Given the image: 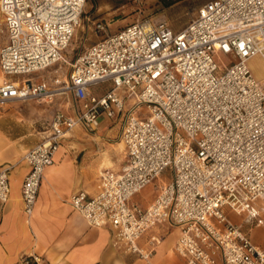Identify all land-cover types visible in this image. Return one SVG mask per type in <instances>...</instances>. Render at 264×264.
Instances as JSON below:
<instances>
[{
    "label": "built area",
    "instance_id": "obj_1",
    "mask_svg": "<svg viewBox=\"0 0 264 264\" xmlns=\"http://www.w3.org/2000/svg\"><path fill=\"white\" fill-rule=\"evenodd\" d=\"M86 3L0 0L3 75L29 76L70 65L57 86L28 78L4 80L0 106L14 100L50 103L69 94L76 108L74 117L56 113L46 139L24 155L26 215L33 213L44 170L65 129L81 123L94 131L100 114L118 115L126 165L120 173H105L94 197L74 192L71 206L90 225H109L115 243L143 259L161 239L151 236L150 249L138 240L168 221L180 230L173 251L186 264H264V250L224 213L234 201L252 220L258 216L252 204L260 200L264 205V88L248 65L257 55L264 60V0H208L179 30L162 19L139 20L84 47L68 62L62 52ZM217 54L229 56L231 63L220 69ZM104 82L112 87L103 95L90 93V87ZM142 106L145 114L138 113ZM168 168L169 180L146 208L129 203ZM9 193L8 169H3L0 202ZM20 263L44 264L35 254H22Z\"/></svg>",
    "mask_w": 264,
    "mask_h": 264
},
{
    "label": "crops",
    "instance_id": "obj_2",
    "mask_svg": "<svg viewBox=\"0 0 264 264\" xmlns=\"http://www.w3.org/2000/svg\"><path fill=\"white\" fill-rule=\"evenodd\" d=\"M26 78L33 83L46 82L50 86H57L64 80L55 78L49 82L40 75ZM95 86L89 88L94 95L101 96L107 91L97 94ZM130 103L126 100L127 106ZM52 104L48 111L35 102H15L0 107V171L8 169L10 185L8 200L0 202V264H21L22 254H35L44 264H186L173 251L180 230L168 221L152 227L138 240L140 247L150 249L151 236L161 239L151 255L143 259L128 253L124 245L116 244L109 225H90L70 204L71 195L77 191L94 197L99 191L102 176L120 173L126 165L125 145L114 140L121 124L118 115L108 118L100 114L94 131H89L81 123L65 129L52 163L44 170L33 213L26 215L21 187L29 166L24 155L46 139L56 113L70 117L76 115L69 94L55 97ZM148 187L135 194L129 203L146 208L158 193L157 190L151 196ZM137 195H140V201L135 199ZM172 230L175 231L174 236L168 239Z\"/></svg>",
    "mask_w": 264,
    "mask_h": 264
},
{
    "label": "rangeland",
    "instance_id": "obj_3",
    "mask_svg": "<svg viewBox=\"0 0 264 264\" xmlns=\"http://www.w3.org/2000/svg\"><path fill=\"white\" fill-rule=\"evenodd\" d=\"M207 1L208 0H179L166 6L163 0H87L80 25L76 28L70 46L62 53L67 61L71 62L77 53L84 47L105 37L106 33H112L119 27L143 19H162L165 20L174 30H179L190 22L195 16L197 9ZM98 24H101L103 28L99 29L97 27ZM5 38L4 25L0 22V46L5 42ZM215 60L220 66V69L231 63V58L222 54H217ZM248 65L251 68L254 78L259 81L264 88V60L257 55L249 60ZM69 69L70 65L68 63H61L60 65L57 64L41 73H32L29 75L34 77L40 75L45 81L53 82L55 78L65 80L68 76ZM26 77L27 76L25 75L6 76L3 75L0 70V83L4 80H21ZM110 87V82H104L95 86L94 91L97 94H100L108 90ZM15 102H35L38 105L46 107L47 111L53 106L52 102L40 103L35 100H14L2 106ZM138 113L145 114V106L139 108ZM119 135L120 129L114 138L115 141H121ZM170 175L171 168H168L160 176V179H156L149 185L148 189L151 192V196L155 195L158 186L162 184V181L169 180ZM135 199L140 201V195H137ZM252 206L258 212L257 218L252 220H247V215L244 209L234 201L224 208V213L232 223L241 226L242 231L246 233L248 239L256 248L264 250V205L260 200H257ZM258 219H261L262 222L257 223ZM174 233L175 231L172 230L168 239L172 238Z\"/></svg>",
    "mask_w": 264,
    "mask_h": 264
},
{
    "label": "trees",
    "instance_id": "obj_4",
    "mask_svg": "<svg viewBox=\"0 0 264 264\" xmlns=\"http://www.w3.org/2000/svg\"><path fill=\"white\" fill-rule=\"evenodd\" d=\"M165 5L168 6V5H171L173 3H175L176 1H179V0H163Z\"/></svg>",
    "mask_w": 264,
    "mask_h": 264
}]
</instances>
